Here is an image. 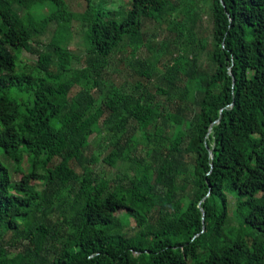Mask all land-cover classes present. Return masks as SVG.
<instances>
[{"label": "trees", "instance_id": "obj_1", "mask_svg": "<svg viewBox=\"0 0 264 264\" xmlns=\"http://www.w3.org/2000/svg\"><path fill=\"white\" fill-rule=\"evenodd\" d=\"M82 1L0 0V264H264V0Z\"/></svg>", "mask_w": 264, "mask_h": 264}, {"label": "rangeland", "instance_id": "obj_2", "mask_svg": "<svg viewBox=\"0 0 264 264\" xmlns=\"http://www.w3.org/2000/svg\"><path fill=\"white\" fill-rule=\"evenodd\" d=\"M102 1H104V6H105V8H107V10L126 11L129 9L128 0H94V4L99 5L102 3ZM209 3H210L209 0H198L197 5L202 11L201 10L199 11L200 15L197 18V21H195V23H194V25H195L194 30L198 34L205 33L207 35V38L210 37V30H211V26H212L211 25L212 21L210 19H208L210 17V15L208 13V4ZM68 5L72 9V11L75 13L76 16H79V14H81L83 12L84 2L82 0H68ZM41 11L46 12L47 8H44ZM80 30H81V27H80L79 22L77 20H74L71 24L72 38L68 43V47L73 51V54L78 56L79 59H80L81 53L84 50L82 45H81V31ZM50 31L48 33H46L45 36L42 38L43 42L47 43L51 40L52 37H51ZM138 55L140 57L145 56L144 48L139 50ZM119 57H120V54H117L116 56H114L113 57L114 61L109 66V72L111 73L110 78L115 79V81L116 80L119 81L120 76H122V74L126 73V71H124L125 66H121L119 69L116 68L117 67V59ZM35 59H36V56H35L34 52H29V51L24 50V51H22V53L20 55V63L21 64L30 63L31 61H34ZM199 62H200V64H204V63L207 64L206 56L201 55L199 57ZM74 65L78 67V66L82 65V62L74 61ZM206 67L208 70H210L208 68V64L206 65ZM102 137H103V134H101L99 136V138H102ZM95 143H96V140H94L92 142L93 146L96 145ZM94 151L97 153L98 146L95 147ZM98 169L100 171L103 170L106 175H110L112 177L117 173V169L111 168L108 166L102 167V164L99 165ZM131 226H133V224H131Z\"/></svg>", "mask_w": 264, "mask_h": 264}]
</instances>
